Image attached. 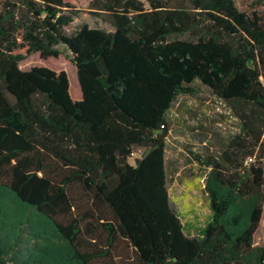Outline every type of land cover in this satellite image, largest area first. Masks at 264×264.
Instances as JSON below:
<instances>
[{"label": "trees", "instance_id": "obj_1", "mask_svg": "<svg viewBox=\"0 0 264 264\" xmlns=\"http://www.w3.org/2000/svg\"><path fill=\"white\" fill-rule=\"evenodd\" d=\"M80 2L0 0V200L11 197L24 221L36 211L64 243L30 242L44 224L23 245L21 235L0 244V264H45L40 252L50 264H97L124 244L138 264H264L255 245L264 214V4L248 14L235 0H190V9L92 0L115 31L83 25L70 34ZM60 46L80 92L64 70L19 66L34 54L59 58ZM196 82L233 109L240 133L208 160L213 219L190 238L171 203L166 152L169 113L197 94Z\"/></svg>", "mask_w": 264, "mask_h": 264}, {"label": "rangeland", "instance_id": "obj_2", "mask_svg": "<svg viewBox=\"0 0 264 264\" xmlns=\"http://www.w3.org/2000/svg\"><path fill=\"white\" fill-rule=\"evenodd\" d=\"M91 1L81 0L78 3L80 14L67 27L68 33L77 32L83 25L107 32L115 31L109 15L92 9ZM260 1L235 0L237 7L248 14L263 9L264 2ZM164 2L171 8H191L190 0H164ZM59 49L65 55L43 59L40 54H34L21 61L19 66L24 71L37 66H46L56 71L64 70L68 73L73 91L80 92L77 69L69 58L70 52L63 46ZM194 87L197 94L180 97L169 113L171 128L167 139L166 159L172 206L183 222L186 235L190 238H199L203 237L206 227L213 219L211 199L207 190V179L211 172L208 160L221 157L230 139L240 133V121L233 109L218 99L209 88L199 82H196ZM22 212L24 215V211L19 210L17 204L7 194L0 200V244L3 248H10L19 235L22 237L19 245L25 244L27 241L24 240L29 234L45 224L48 225L47 232H44L41 238L30 239V242L41 247L46 244L43 243L46 240L57 245L60 250H64V243L57 237V232L53 231L55 227L43 220L36 211L26 212L28 221H24L25 218L21 219L22 216H19ZM25 222L27 223L24 225ZM255 245L264 246V214L255 235ZM40 254L44 257L45 264L53 261V257L47 258L44 252ZM97 264L138 263L132 250L124 244L115 249L112 258Z\"/></svg>", "mask_w": 264, "mask_h": 264}]
</instances>
